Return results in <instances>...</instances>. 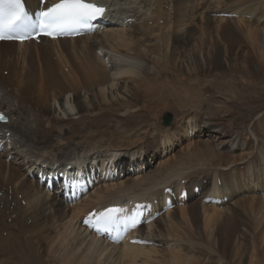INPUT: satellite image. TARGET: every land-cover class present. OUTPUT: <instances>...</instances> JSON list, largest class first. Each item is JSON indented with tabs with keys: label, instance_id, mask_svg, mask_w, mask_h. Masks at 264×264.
<instances>
[{
	"label": "bare ground",
	"instance_id": "1",
	"mask_svg": "<svg viewBox=\"0 0 264 264\" xmlns=\"http://www.w3.org/2000/svg\"><path fill=\"white\" fill-rule=\"evenodd\" d=\"M26 1L37 12L39 0ZM91 1L134 22L39 45L0 43V110L8 119L0 126L12 142L0 154V264H212L210 254L229 264L232 245L230 264H240L238 238L247 235L253 264L257 248L264 253V196L257 194L264 193V131L233 135L213 116L230 117L232 109L247 121L252 108L264 107V0ZM167 110L179 118L162 126ZM210 131L229 145L201 138ZM125 156L135 167L121 165ZM108 157L124 178L100 183L72 208L26 174L40 160L80 167L102 158L106 166ZM181 181L187 205L139 229L160 248L112 246L79 225L94 207L160 201ZM211 183L214 196L230 198L226 204L202 203Z\"/></svg>",
	"mask_w": 264,
	"mask_h": 264
},
{
	"label": "snow or ice",
	"instance_id": "2",
	"mask_svg": "<svg viewBox=\"0 0 264 264\" xmlns=\"http://www.w3.org/2000/svg\"><path fill=\"white\" fill-rule=\"evenodd\" d=\"M43 2L44 0H41V3ZM104 13L103 6L88 3L86 0H59L47 10L35 13L33 19L25 12L21 0H0V41L6 39L23 41L40 34L53 39L71 35L90 28L92 22L102 17ZM20 25H26L28 31L21 35H13L12 33ZM6 122V117L0 113V123ZM114 211L119 210H108L109 213Z\"/></svg>",
	"mask_w": 264,
	"mask_h": 264
},
{
	"label": "rangeland",
	"instance_id": "3",
	"mask_svg": "<svg viewBox=\"0 0 264 264\" xmlns=\"http://www.w3.org/2000/svg\"><path fill=\"white\" fill-rule=\"evenodd\" d=\"M249 1H250V3L256 4V3H258L257 1H260V0H249ZM204 78H206V77H204ZM217 100H219V99H217ZM225 111L226 112L228 111L229 113H231L230 114V117L223 116L222 114H218L217 115V114H215V111H214V114L216 116H213V119L214 120H217V119H222L223 118L222 120H224L228 125L231 124L230 127L231 128L233 127L232 129L229 130V132L231 134L235 135L236 133H239V134H242V135H246L248 137V139H249V138L252 137L253 133L256 132V129H258V130L262 129V131H264V123H263L264 122V107L259 108V110H258V108H252V114H253L252 117L253 118L252 119H249L247 121H246V119H244V120L243 119L242 120L237 119V117L239 116V114H233L234 111L232 109H231V111L228 110V109H226ZM211 112H213V111H211ZM168 113L171 114V116H172V122L177 121V119L179 118V116L176 114V111H174V110H167L161 116V121H160L161 125H162V121H163L162 117L165 114H168ZM220 116L222 118H220ZM235 122H236V124H235ZM203 129L204 128H199L200 132L201 131L203 132ZM195 132H193V134H191V132H189L188 135L189 136H194V134H196ZM200 135H201V138L202 137L204 138L205 136H206V138H208L210 136V140H213L214 143H215V139L218 140L219 142L220 141H222V142L225 141L226 142V139L223 140V139H221V138L218 137V136H221V135H218L217 131H210L208 134H206V133H200ZM258 140H259L260 143L261 142H264V138L261 135L258 136ZM215 144H217V143H215ZM223 145H229V143L226 142ZM223 145H221V147ZM204 183H205V181H204ZM242 198L243 197H239L236 200L238 201V200H240ZM238 240H240L242 242V261H241L240 264H248V261H249L248 259L252 255V251H253V249H252V243H251L252 238H251L250 235H247L245 237L238 238ZM233 248H234V245H232L231 248L226 253H224V255L226 257V260L229 262V264L232 263V258H233L232 256H233V252H234ZM210 258L212 260V264H218L217 263L218 261L216 260L215 255L210 254L209 255V260H210ZM206 260L207 259H203L201 261L202 262H206ZM253 264H264V253L259 248H257L256 254H255V260H253Z\"/></svg>",
	"mask_w": 264,
	"mask_h": 264
},
{
	"label": "water",
	"instance_id": "4",
	"mask_svg": "<svg viewBox=\"0 0 264 264\" xmlns=\"http://www.w3.org/2000/svg\"><path fill=\"white\" fill-rule=\"evenodd\" d=\"M171 115L170 114H166L163 116V125L168 126L171 124Z\"/></svg>",
	"mask_w": 264,
	"mask_h": 264
}]
</instances>
